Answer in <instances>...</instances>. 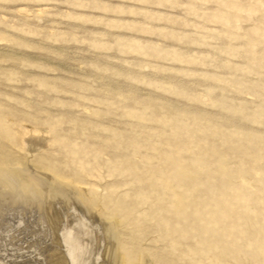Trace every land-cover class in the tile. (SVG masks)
Here are the masks:
<instances>
[{"label":"rangeland","instance_id":"1","mask_svg":"<svg viewBox=\"0 0 264 264\" xmlns=\"http://www.w3.org/2000/svg\"><path fill=\"white\" fill-rule=\"evenodd\" d=\"M77 219L93 264H264V0H0V264Z\"/></svg>","mask_w":264,"mask_h":264},{"label":"bare ground","instance_id":"2","mask_svg":"<svg viewBox=\"0 0 264 264\" xmlns=\"http://www.w3.org/2000/svg\"><path fill=\"white\" fill-rule=\"evenodd\" d=\"M24 136V135H23ZM26 148V147H25ZM69 212V211H68ZM67 216V215H66ZM65 216V217H66ZM68 218H71V216L70 217H67V219ZM80 219V218H79ZM66 221V220H65ZM65 221H64V223H65ZM77 221H78V219H77ZM67 222H68V220H67ZM80 221H78V222H75V224H73V226L71 225L70 226V224L69 225H67V227H66V232L64 233L65 234V238L63 239L65 242H66V244H70V246H68L69 247V249L68 250H70V252L72 251V254L74 253L73 252V249H76L77 247V251L75 252L77 255H78V257H77V259H76V262H75V264H93V262H95V258H96V256L99 254H97V249H92L93 250V253H92V251H90V250H88V251H90V252H88L87 250H85L86 248V244H83V242L82 241H80L79 239L83 236V235H85V233H87L88 232V230H90V228L88 229L86 226H83L81 223H79ZM72 223H73V221H72ZM67 224V223H66ZM88 224V223H87ZM92 227V226H91ZM63 228V227H62ZM86 228L88 229V230H86ZM94 228V227H93ZM99 228V227H98ZM64 229V228H63ZM62 230V229H61ZM92 230V229H91ZM98 230V229H97ZM101 230V229H100ZM259 230V229H258ZM63 231V230H62ZM93 231V230H92ZM91 232V231H90ZM91 233H93V232H91ZM97 233V232H96ZM100 233V232H99ZM99 233H98V235H99ZM101 234V233H100ZM82 235V236H81ZM88 235V234H87ZM87 235H86V237H87ZM93 235V234H92ZM81 236V237H80ZM102 236V235H101ZM84 237V236H83ZM82 237V238H83ZM90 237V236H89ZM94 237V236H93ZM79 238V239H78ZM94 239V238H93ZM84 240V239H83ZM85 240H87V239H85ZM91 240H92V238H91ZM90 240V241H91ZM100 240H101V238H100ZM63 241V242H64ZM88 241H89V239H88ZM88 241L87 242H85V243H88ZM73 242V243H72ZM90 243V242H89ZM88 243V244H89ZM91 244H93V242L91 243ZM84 245H85V247H84ZM90 246V245H89ZM85 248V249H84ZM87 248H88V246H87ZM93 248V247H92ZM96 248H97V246H96ZM90 249V248H89ZM84 250L85 251H87L88 253H85L84 252ZM75 251V250H74ZM100 251V250H99ZM86 254H88V256H89V258H86L85 257V255ZM254 254V253H253ZM76 255V256H77ZM72 256V255H71ZM255 257V256H254ZM257 257V256H256ZM72 258V257H71ZM74 258H76L75 256H74ZM73 262V261H72Z\"/></svg>","mask_w":264,"mask_h":264}]
</instances>
